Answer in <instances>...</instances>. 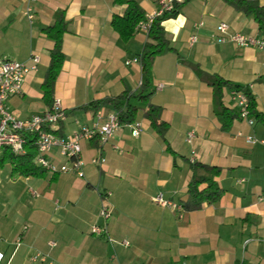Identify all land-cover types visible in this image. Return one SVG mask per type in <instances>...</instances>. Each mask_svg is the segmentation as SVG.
<instances>
[{"label":"crops","instance_id":"0c3cea01","mask_svg":"<svg viewBox=\"0 0 264 264\" xmlns=\"http://www.w3.org/2000/svg\"><path fill=\"white\" fill-rule=\"evenodd\" d=\"M127 1L136 2L144 16L157 8L156 0H0V59H40L22 93L7 98L11 115L26 120L50 107L42 85L54 44L43 30L61 13L67 24L64 61L51 100H60L64 119L55 134L71 138L92 126L97 113L114 112L94 109V102L139 93L145 82L149 103L160 108L168 126L162 139L144 117L146 103L132 101L139 136L133 138L125 124L103 148L95 140L81 141L83 178L72 172L23 175L14 171L9 151H0L4 263L264 264V208L257 201L264 193V147L246 143L247 137L264 140V52L216 41L220 23L228 34L263 40L264 25L222 0H185L161 23L172 51L155 57L146 74L140 62L126 63L139 59L147 33L135 30L123 40L111 26L125 14ZM254 1L264 7V0ZM192 36L197 41L189 46ZM211 75L248 89L259 116L252 117V126L239 118L227 87L222 105L232 117L216 114L213 89L204 79ZM190 132L195 137L188 144ZM99 158L105 162L92 163ZM48 159L65 163L57 149ZM191 160L220 169L215 181L222 197L195 211L154 204L158 193L180 206L186 201ZM102 209L108 217L100 215ZM94 227L106 234H92Z\"/></svg>","mask_w":264,"mask_h":264},{"label":"built area","instance_id":"2783aa9c","mask_svg":"<svg viewBox=\"0 0 264 264\" xmlns=\"http://www.w3.org/2000/svg\"><path fill=\"white\" fill-rule=\"evenodd\" d=\"M184 2L185 0H156V10L145 15L144 19L137 24L136 30L147 33L156 19L172 13L177 5H182ZM26 15L28 20L32 19L30 8H27ZM216 30L218 33L216 41L218 43L228 41L238 48L257 49L264 52L263 39L237 33L228 34L229 28L225 23H220ZM196 41V37L192 36L188 42L189 46H193ZM139 62V59L135 58L127 62L126 65ZM39 63L40 59L38 56H31L28 64L10 59H0V151L7 150L13 155H22L25 153L27 137L30 136L35 142L36 157L34 162L38 168L51 175L72 172L77 177L83 178L82 169L84 164L81 158L80 142L95 140L103 148L110 143L114 134L123 125L119 122V116L115 111L108 114L97 113L92 126L81 127L71 138L58 137L54 129L64 119V110L59 99H53L50 107L40 115L32 116L26 120L15 118L7 110L6 100L10 96L22 93L26 76L35 73ZM161 88L162 86H159V89ZM229 94L239 118L249 126H252L254 120L250 115L249 102L244 90L231 89ZM125 126L131 129L133 138L138 137L142 131L141 124L138 122L126 124ZM194 137V132L188 133L186 142L190 144ZM246 143L251 146L261 145L264 147V140L254 137H247ZM54 149H57L59 156L65 160L64 164L55 165L48 159V155ZM113 149L120 152L119 148L115 146ZM104 162L103 158L92 160L93 164H103ZM191 163H194V161L191 160ZM257 201L264 208V193L258 197ZM152 202L163 208L182 211L180 205L166 199L162 193L156 194L152 198ZM100 215L104 218L108 217L107 209H102ZM91 231L96 236L106 234L105 230L98 227L92 228ZM121 244L128 246L127 242H122ZM0 264H8L4 263V255L2 253H0Z\"/></svg>","mask_w":264,"mask_h":264},{"label":"trees","instance_id":"16d2710c","mask_svg":"<svg viewBox=\"0 0 264 264\" xmlns=\"http://www.w3.org/2000/svg\"><path fill=\"white\" fill-rule=\"evenodd\" d=\"M224 3L233 7L234 9L251 15L259 25H264V7H259L254 0H222ZM181 5H177L175 10L166 14L162 18L156 19L150 29L147 32L148 42L144 45L143 51L139 56V61L142 65L143 71L147 74L153 59L157 56L164 55L172 51L169 47L168 41L165 37L164 30L161 26L162 21L165 19L173 18ZM144 19V15L134 1L126 2V11L122 17H115L111 20L112 28L119 34L123 40L131 38L135 34L137 24ZM66 22L61 13L55 16L53 25L43 30L48 39L53 42V48L50 51V62L45 74V79L42 85L43 98L51 105V96L54 88L55 81L61 71L64 56L62 53V36L66 32ZM208 84L212 87L214 97V110L218 116H224L226 113L225 108L222 105V90L223 88L241 89L244 90L250 108L251 117L259 118L255 113L254 99L251 94L234 84L223 80L219 76L211 75L204 78ZM149 83L145 82L139 93H125L119 97L113 99L102 100L94 102L92 106L94 109L100 107H107L115 111L119 116V122L122 125L132 124L135 122L136 113L138 108L132 104V101L146 103V109L144 110V117L149 121L150 127L156 131V133L164 139L167 131V124L160 118V108L149 103V97L151 93L147 91ZM236 116V113H233ZM226 116V115H225ZM228 117H232L231 113H228ZM226 116V117H227ZM94 141V140H93ZM34 139L30 136L27 137V144L25 146V153L22 155H13L7 152L9 160L14 165V171L23 175L36 176L43 174L45 171H41L35 164L34 159L36 157V148ZM97 143V141H96ZM98 144V143H97ZM169 150V147H167ZM192 178L187 188L186 201L181 205L184 210L195 211L198 210L202 204H213L217 202L223 195V191L218 187L215 179L220 174V169L217 167L206 166L200 163H192Z\"/></svg>","mask_w":264,"mask_h":264}]
</instances>
